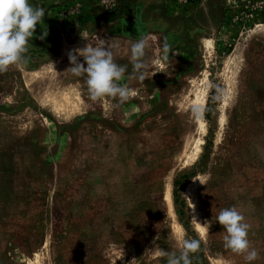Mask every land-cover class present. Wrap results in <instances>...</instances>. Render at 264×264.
Instances as JSON below:
<instances>
[{"label":"rangeland","instance_id":"rangeland-1","mask_svg":"<svg viewBox=\"0 0 264 264\" xmlns=\"http://www.w3.org/2000/svg\"><path fill=\"white\" fill-rule=\"evenodd\" d=\"M29 2L43 22L0 74V264H167L156 252L183 239L200 240L192 264H246L215 220L232 206L264 264V0ZM82 35L117 46L128 101L94 102L66 71ZM145 35L141 82L130 45ZM206 80L223 97L208 89L203 134Z\"/></svg>","mask_w":264,"mask_h":264},{"label":"clouds","instance_id":"clouds-1","mask_svg":"<svg viewBox=\"0 0 264 264\" xmlns=\"http://www.w3.org/2000/svg\"><path fill=\"white\" fill-rule=\"evenodd\" d=\"M45 9L33 6L29 0H0V74L5 73L12 66H20L25 61V53L28 44L33 37L36 26L43 22ZM47 31L39 39L43 40ZM89 43L83 48H77L68 53L71 67L66 71L76 77H83L89 98L103 101L106 98L117 101V106L128 101L136 93L128 86L121 84L128 65L119 64L115 60L117 46L111 40L96 37L93 43L88 37ZM149 48L148 36H141L130 45L131 76L139 81H144L149 76L150 61L146 59V50ZM163 60L168 59L170 47L163 45ZM79 57H83L80 62ZM155 64L163 71V64L156 60ZM86 65V66H85ZM157 72H153L152 76ZM208 89H215V100H221L223 89L215 84L208 83ZM203 107L192 106L194 118H201ZM215 220L223 227L224 248L232 253L243 256L246 264H251L259 258L258 251L251 246L248 238L250 225L245 221V216L235 206L221 209ZM204 225H208L205 223ZM200 248V240L183 239L179 241L178 252H166L158 250V257H166L167 264H192L190 254L196 253Z\"/></svg>","mask_w":264,"mask_h":264},{"label":"bare ground","instance_id":"bare-ground-1","mask_svg":"<svg viewBox=\"0 0 264 264\" xmlns=\"http://www.w3.org/2000/svg\"><path fill=\"white\" fill-rule=\"evenodd\" d=\"M206 49H209V48H206ZM207 84H208V81L206 80L205 87L196 95L195 99L192 102L193 105H200L203 107V109H205L207 94H208V88H206ZM203 115H204V111L202 112V116H201V118H199V121L201 124V131L204 134L206 129H205V120L203 118L204 117ZM203 143H204V140L201 139L200 145ZM197 150H199V146L197 147Z\"/></svg>","mask_w":264,"mask_h":264},{"label":"trees","instance_id":"trees-1","mask_svg":"<svg viewBox=\"0 0 264 264\" xmlns=\"http://www.w3.org/2000/svg\"><path fill=\"white\" fill-rule=\"evenodd\" d=\"M205 112H206V113H208V112H209V108H208V107H206V109H205Z\"/></svg>","mask_w":264,"mask_h":264}]
</instances>
